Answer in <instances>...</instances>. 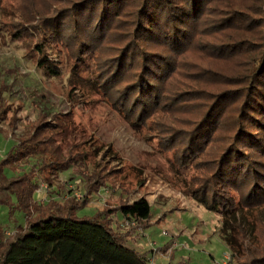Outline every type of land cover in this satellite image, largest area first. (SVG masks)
Returning <instances> with one entry per match:
<instances>
[{"label": "trees", "instance_id": "obj_1", "mask_svg": "<svg viewBox=\"0 0 264 264\" xmlns=\"http://www.w3.org/2000/svg\"><path fill=\"white\" fill-rule=\"evenodd\" d=\"M10 7L13 18L2 25L38 68L60 77L53 55L64 50L75 68L93 59L89 80L132 127L173 152L178 171L188 169L184 186L220 216L231 261L264 264V0H10ZM44 119L0 163V204L14 194L25 212L24 225L0 231V264H150L148 252L128 245L132 231L152 226L149 201L78 218L115 170L97 165L82 175L88 152L72 156L73 144L67 153L57 140L68 141L65 125ZM23 159L37 161L8 177ZM69 168L83 182L80 198L36 199L40 181L53 185L41 173ZM127 223L135 227L123 230Z\"/></svg>", "mask_w": 264, "mask_h": 264}, {"label": "rangeland", "instance_id": "obj_2", "mask_svg": "<svg viewBox=\"0 0 264 264\" xmlns=\"http://www.w3.org/2000/svg\"><path fill=\"white\" fill-rule=\"evenodd\" d=\"M10 9V0L3 1L0 10V163L42 116L49 123H62L69 133L68 141L57 138L64 150L68 153L69 147L75 144L78 146L71 150L72 156L88 152L87 167L80 170L82 175L91 174L97 165H107L104 174L115 170L105 178V186L91 196L89 205L77 211L78 218H93L105 208L144 197L152 207L149 220L152 226L132 231L128 236L131 247L139 241V247L135 248L148 252L149 258H155L158 264L181 261L215 264L213 259L222 262L228 249L221 241L220 216L192 199L184 186L186 181L189 183L188 169L178 171L173 152L161 147L148 131L132 127L108 94L89 80L95 71L93 59L86 60L87 67L75 68L73 56L64 50L53 55L61 68L60 77L39 69L36 57L29 53L25 42L13 40L2 25L3 21L13 18ZM105 152L110 158L104 156ZM36 161L23 159L13 163L5 174L15 176L18 169L26 171ZM41 175L49 178L53 185L40 181L43 188L36 194L39 201H47L50 196L63 201L68 196L80 198L84 194L81 177L72 168L50 170ZM24 224L25 212L16 196L10 195V203L0 204V231L10 233ZM133 226L123 230L129 231ZM166 231L169 235H164ZM167 246L171 253L174 251L173 256L162 254ZM158 250L161 254L155 256ZM230 263L238 264L233 260Z\"/></svg>", "mask_w": 264, "mask_h": 264}, {"label": "crops", "instance_id": "obj_3", "mask_svg": "<svg viewBox=\"0 0 264 264\" xmlns=\"http://www.w3.org/2000/svg\"><path fill=\"white\" fill-rule=\"evenodd\" d=\"M116 220L117 221H121L122 219L121 218H116ZM18 227V226H17ZM12 232V231H11ZM175 240L178 242V240H177V235L175 236ZM128 241H129V239H128ZM221 241H222V239H221ZM223 242V241H222ZM179 243V242H178ZM128 245H129V243H128ZM139 245V241H138V243L135 245V247H139L138 246ZM130 246V245H129ZM226 246V245H225ZM131 247V246H130ZM135 247H132V248H134V249H136ZM227 247V246H226ZM228 249V248H227ZM137 250V249H136ZM228 253H227V255L224 257V259H223V261L222 262H216V260L215 259H213L214 260V263L215 264H228L229 262H230V251H229V249H228V251H227ZM171 254L172 256H173V254H174V251L171 253L169 250H168V246L166 247V249H165V251L163 250V255H167V254ZM158 254H161V253H159V250L158 251H155L154 252V255L156 256V255H158ZM172 258V257H171ZM153 259H155V258H153ZM172 261V260H171ZM188 261L190 262L191 261V259L189 260L188 259ZM169 264H173L172 262H168ZM161 264H163V263H161ZM175 264H177V263H175ZM179 264H188V263H186L185 261H181V262H179Z\"/></svg>", "mask_w": 264, "mask_h": 264}, {"label": "built area", "instance_id": "obj_4", "mask_svg": "<svg viewBox=\"0 0 264 264\" xmlns=\"http://www.w3.org/2000/svg\"><path fill=\"white\" fill-rule=\"evenodd\" d=\"M41 187L43 188V185H42V186L40 185V189H41ZM40 189H39V190H40ZM127 226H128V223L125 224V225L122 226V227L124 228V227H127ZM164 235H169V233L166 231V232H164ZM230 262H231V261H230ZM230 262H229L228 264H231ZM150 264H158V263H156V261L152 258V259H150Z\"/></svg>", "mask_w": 264, "mask_h": 264}]
</instances>
